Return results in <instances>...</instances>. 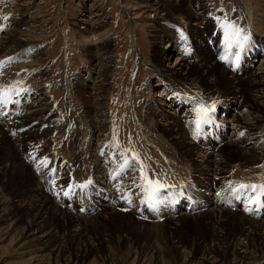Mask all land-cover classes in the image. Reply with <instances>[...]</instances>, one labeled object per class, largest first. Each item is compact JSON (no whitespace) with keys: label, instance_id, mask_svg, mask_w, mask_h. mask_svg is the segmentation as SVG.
Segmentation results:
<instances>
[{"label":"rangeland","instance_id":"obj_1","mask_svg":"<svg viewBox=\"0 0 264 264\" xmlns=\"http://www.w3.org/2000/svg\"><path fill=\"white\" fill-rule=\"evenodd\" d=\"M156 1L158 4L162 2L161 0H150L151 4ZM186 1L172 4L171 0L168 6H163L157 17L152 12H146L144 15L140 12L137 15L138 19H133L134 15L129 17L130 15L124 14V9L134 8L144 0H0V122L9 123L11 129L25 128L27 130L23 140L25 143L21 146L24 164H27V151L40 150L38 144H31L30 133H28L31 132L28 125L34 119L32 117L35 113L32 112L35 108L26 107L17 112L12 111V106L19 104L13 95L15 93L16 95L24 94V91L27 92L26 104L30 101L43 100H40L42 105L39 107L44 109L40 116L55 121L56 126L61 125L67 132L64 137L67 134L76 135L78 144L80 141L87 140L89 142V147L84 150L86 152L84 154L83 150H75V154L73 152L67 154L68 151L64 152L60 146H49V152L53 151L49 156L55 160L54 165L58 161L60 162L59 171L65 172V166L72 163L73 160L76 162L81 160L79 158L85 160L88 156L91 157L90 167H88L91 174L86 176L87 178L78 177L77 185L72 184L71 181L55 185V181L59 179L60 175L57 173L58 171L50 178L51 170L44 173L41 166L32 164L30 167L27 166L31 171L30 180L32 181V176L36 180V189L41 190L40 193L44 192L43 194H47L50 198V202H46L45 207L49 209L52 206L53 210L51 211H54L55 215L57 214L53 216L56 218L51 220L53 231L48 229L46 220H41L42 229L34 231L36 235L43 236L44 232L49 231L57 234L61 229L70 230L73 227L75 229L87 222L85 230L79 227L84 232L85 241L79 243L76 240H70V238L66 239L67 231L65 230L64 238L59 239L61 243L63 242L61 245L62 254L59 253L61 247L51 246L50 241L45 250H41L40 246H36V243L29 246L25 244L14 246L19 239L17 236L22 232L26 222L35 219L32 215L27 218L24 210L18 208L15 203L13 210L8 206H4V208L9 213L13 211V218H17V220L13 223L11 220L0 221V225L2 223L0 226V264H254L253 262L262 258L264 253H261L262 256L259 257V252L256 254L251 249L246 252L244 249L239 250L240 252L235 251V260L230 257L229 260L223 261L214 252L208 255V249L214 244L207 242V246H203L202 235L199 236L201 230L198 231L194 223L203 215H194V212H188L195 211L198 207L201 208H198L197 211L208 210L209 213H213L216 208H223L225 220L229 221L228 225L230 224L225 230H231L229 236H232L234 227L231 225L234 221L231 222L230 215L236 214L237 217L241 211L245 210V205L256 202L254 194L248 193L249 197H246L242 202L236 200L238 193H234L232 190L227 195L230 199L229 204L223 203L224 205L220 204L221 200L217 196L225 194L234 184H238L239 179L236 171L247 172L244 175L247 176L244 179L246 180L245 194L250 191L246 190L247 188L253 189L252 186H255L257 191L264 193V188L261 187L264 186V156L263 158L257 157L259 160L256 159L257 161L252 163L254 165L245 161L242 163L243 159L230 152L229 145L221 147L222 139L219 133L212 131L211 127L214 122L223 119L231 120L232 115H235V112H230V116H225L224 107L221 106L223 103L220 101L227 102L233 96L231 89H228L230 82L227 79L234 74L238 63L234 57L227 58L223 53L227 51V44L254 41L256 35L260 36V34L254 33L256 31L255 20L253 22V18L249 17V15H253L254 11L251 8L255 0ZM260 4L264 8V4ZM187 5L193 7L195 14L201 11V18L198 19L199 24L195 20L193 23L188 20L186 12L189 11V8L187 9ZM18 11L22 12L21 16L18 15ZM92 11L95 12V15H102L103 22L100 23L101 27L99 28L102 29L98 33L93 32L96 36H93L92 39L84 40L80 38V34L89 30L90 24L94 23L95 16ZM129 11L134 14L133 10ZM256 16L259 20H264V15L260 11L256 12ZM19 17H22V23L25 25L22 30H25L26 33L22 34L20 31L9 41L8 33L16 30L15 27L17 28L18 24L16 25L15 22L19 21ZM83 18L89 20L87 22L79 21ZM158 18H165L168 26H161L168 37L173 36L177 41L181 40L183 50L192 57L191 60H179L186 66V70H182L188 75L186 77L188 79H184L186 75H183L181 71L182 76L174 77L175 80L180 81L179 85L184 88L186 94L182 91L172 94L184 99L185 104L193 105L192 112L189 111L190 106V108L184 106L182 110L181 105L177 107L178 100L173 105L170 104L171 101L166 103L167 106H170L164 108L169 112L166 117L160 107V103L163 104L161 101L164 98V92L160 90L161 86L157 84L155 78L156 73L164 71L159 68L160 66L154 64L156 56L161 55L159 52L166 48L169 50V43H167L168 37L160 39V35L155 31L158 29ZM218 21L222 22L218 23L219 27L216 23ZM237 30H239V35H236ZM248 30L251 32V36L247 39L245 33ZM208 37L210 40L207 42L205 38ZM105 42L109 43L108 48L94 54L93 49L97 44H105ZM217 44L220 45V48H217ZM231 46L233 47V45ZM206 47L210 51L206 50ZM6 48L9 49L6 50ZM177 48L176 45L175 49L178 51ZM258 52L260 53L261 50ZM211 53L212 55L220 53L223 64L221 66L224 69L225 62L222 60H228V67L224 73L225 78H219L223 70L214 65L207 75H201L203 72H201L200 64L212 62L209 60ZM176 56H180V53L175 54L168 61L163 60L162 64L165 70H170L175 64ZM258 56L260 59V55ZM194 62L199 68L191 69ZM103 70L107 71V74L99 77L98 75ZM41 73H44V76ZM160 73L159 82L167 85L168 81H165ZM206 76H212V79L218 77L216 86L218 91L211 89L212 86L207 83ZM148 82L152 86L151 89L143 86ZM101 84L104 89L100 99L104 98V100L100 107H97L99 112L94 113L91 108V100L94 102L96 98L92 96L91 90L95 85ZM242 86L241 84V89ZM79 87H83L84 90H79ZM240 88L237 90H241ZM175 89L179 88L175 86ZM157 95L158 97H155ZM247 96L245 91L243 96L238 97V100L249 103L250 99ZM23 102L25 99L22 100ZM5 104H9L6 107L10 110L9 113H6V110L5 113L2 112ZM199 105L208 108L210 122L204 123L200 134L194 137L195 125L191 121L195 119L194 109ZM20 106L23 107L21 104ZM9 116L11 119L8 121ZM262 119L261 122L264 123V112ZM0 125L2 124L0 123ZM104 125L105 127H103ZM257 127L256 132L263 139V141L258 140L257 142L264 144V133L261 131L262 123H259ZM16 130L11 134L19 136L25 133L24 130H20L22 133H16ZM101 130H106L104 139L101 136L103 134ZM251 130L250 132L253 133ZM229 134V132L225 134V137ZM29 142L31 145L28 144ZM25 148L27 149L24 151ZM218 149L220 151L216 152ZM256 149L262 155L264 154L261 146H257ZM251 152L253 153V151ZM2 153L3 149L0 152V157H2ZM38 160L36 157L35 162L38 163ZM214 160L225 162L226 168L220 171L219 166L212 165ZM105 171L107 175L111 176L104 177ZM73 173H76L75 170L71 174L73 175ZM124 180L131 188L128 198L121 188ZM148 180L159 181L164 185L159 191L155 209L149 208L146 202L147 195L144 189L149 187ZM196 185L200 188H196ZM221 186L224 187L222 192H220ZM201 188L207 190L210 188V190L206 191ZM16 189H18L16 190L17 200L20 201L18 192L24 193V190L21 186ZM82 189L83 194L80 196L79 193ZM76 196L78 199L84 200H78ZM0 198L5 200L6 197L0 195ZM116 198L124 201V206L118 210L115 208L119 205ZM63 200H67V203L63 202V206L75 201L76 207L70 211L62 210L64 208L61 206ZM231 200L232 202H230ZM85 204L94 207L89 210L91 214L86 215V218L95 214V207L105 206L104 209H100L102 217L99 219L98 217L90 218L94 221L90 219L82 221V216L86 214L82 211L87 206ZM68 206L70 207V205ZM255 208L264 212V195L257 200ZM70 209L72 208L70 207ZM127 211H135L136 213L133 215L136 217L128 216ZM258 213H249L250 215L247 216L251 219H264ZM172 214L179 215L180 219L172 218ZM172 220L177 222H175L176 225ZM202 229L204 228L202 227ZM225 230L222 229L218 232L223 233ZM243 231L245 229H242L241 233ZM226 233L228 234V232ZM246 233L248 234V232ZM246 233L243 236H246ZM105 235H107V241H102L105 239ZM236 235L234 234V236ZM232 240L234 243L236 242L235 239ZM238 240L240 244L246 245L247 241L244 238ZM193 241L199 245V247L194 245L197 254H199L196 260L192 259L190 254L193 250ZM80 244L83 246L87 244L90 248L95 246L96 251L87 254L81 261L82 263L71 261L72 253ZM170 248L176 250V256L168 250ZM201 255H205V257H201ZM230 255L232 256V253ZM67 259L70 260L67 261Z\"/></svg>","mask_w":264,"mask_h":264},{"label":"bare ground","instance_id":"obj_2","mask_svg":"<svg viewBox=\"0 0 264 264\" xmlns=\"http://www.w3.org/2000/svg\"><path fill=\"white\" fill-rule=\"evenodd\" d=\"M161 1H162L161 4H158L157 1L154 4H151L150 0H144V2H142L141 4H138L134 8L133 7L129 8V9H124L123 8L124 9V14L126 13L127 15H130L129 17H132L131 15H134L135 18H133V19H138L137 15L140 12H142L143 15L146 12H152L157 17V16H159L161 10L163 9V6H168L169 2H171V0H161ZM182 1L183 0H174V1L172 0L171 3L172 4H180ZM193 3H194V1H193ZM197 3H199V2H197ZM260 3L264 4V0H255V2L253 4V7L251 6L252 7L251 8L252 11H254L253 15L252 16L249 15V17L251 19L253 18V22L255 20L254 26H255V30L256 31L254 32V30H253V32L257 33V34H260V36L256 35L254 41H249V42H245V43L237 42L235 44H233V43L227 44L225 42V44H227V49H226L227 51L225 52V50H224L225 53H223V55L225 57H227V58L228 57H230V58L234 57V59H236V62L238 63V66L235 68L234 74H232V76L227 79L230 82V84L228 86V89H231V93L233 95L232 98H231L232 100L230 99L227 102L225 100L224 101H220V102L223 103L221 106L224 107V113L226 114L225 116H230V112H235V115H232L231 120H227V119L219 120V121L214 122L212 124V126H211L212 127V131L214 133H219V136L222 139L223 145L221 147H225L226 145H229L231 147V151L230 152H232L233 155H236L238 158L243 159L242 163H243V161H245V162H248V163H251V164L254 163L255 161L259 160V159H257V157L261 156L263 158V156H264V154L262 155V153H260L256 149L257 146H261V149L264 150V144L257 142L258 140L263 141V139H261L259 137V134L256 132V130H258L257 125L259 123H262L261 131L264 133V123L261 122V121H263L262 113L264 112V36H261V35H264V20L263 21L259 20L258 17L256 16V12L257 11H260L261 14L264 15V8L261 7ZM188 8H189V11L186 12V15H187L188 20L190 21V23H193L194 20L196 22H198V19L201 18L200 17L201 11L199 13L195 14L194 13L195 10H193L192 6H190V5L188 6L187 5V9ZM130 9L134 11V14H132L129 11ZM18 12H19L18 15L21 16L22 12H20V11H18ZM94 13L92 11V14L95 16L94 23L92 25L90 24V27H89L90 29L89 30L84 31L83 34H80V38H83L84 40L92 39L93 36H96L95 34H93V32H97L98 33V31H100L102 29V28L99 29L101 27L100 23L103 22L102 15H95ZM87 17L91 18L90 16H87ZM146 18H148V17H146ZM85 19L83 18V20H79V21L87 22L89 20V19H86V20ZM164 19L165 18H158L157 19L158 20V24H157L158 29L155 30V31H157V33L160 35L159 36L160 39L168 37V34L165 32V30L161 26V25H167L168 26L166 20H164ZM219 22H220V24L222 23L221 21L216 22L218 27H219V24H218ZM15 24L16 25L18 24L17 28L15 27L16 30L14 29L15 30L14 32L8 33L9 41L14 37V35L16 33L18 34V32H20V31H21L22 34L26 33L25 30H22V28L24 29V26H25L22 23V17H19V21L17 23L15 22ZM198 24H199V22H198ZM249 24L251 25V23H249ZM249 24H247V25H249ZM12 25H14V24H12ZM200 26H201V24H200ZM165 28H167V27H165ZM247 28H249V27H247ZM82 29H85V28H82ZM241 33H243V32H241ZM245 36L248 39L251 36V32L248 30L245 33ZM209 38L210 37L205 38L207 40V42L210 40ZM205 39H204V41H205ZM167 41H168L167 43H169V45L167 44L169 50L166 48V49L162 50V52H159L161 55L160 56H156V61H155V64H154L155 66H160L159 68H162V70L164 72L163 73L159 72L160 76L165 81H168L167 85H164V84L160 83L159 80H158L159 73H156V78L155 79H157V84L159 86H161L160 90L162 92H164V98L161 101V102H163V104L160 103V105H161L160 107L162 108V110H163L162 112L165 114L164 115L165 117H166V114L169 113V112L165 111V109L167 107L168 108L170 107V106H167L166 103H169L170 101H171L170 104L173 105L178 100V102H176V104H177V107H179L181 105V110H182V108L184 106H187V107L190 106L191 108L189 107L190 108L189 111L192 112V107H193V105H188V103L185 104L186 101L184 99L180 98L179 96H176L175 94L172 95L173 93H177L176 91H182L183 93L186 94L184 88H182V86L179 85L180 81L175 80L174 77L178 76V75L182 76L181 72L182 73L184 72L182 69L186 70V68H185L186 66L184 64H182V62H180L179 60H191L192 57H191V55H188L183 50V46L181 44L183 42H181V40L177 41L172 36L170 38L168 37ZM176 45L178 46V48H177L178 51L175 49ZM231 45H233V47ZM108 46H109L108 42L107 43L105 42V44L103 43V44H100V45L97 44V46L93 49V52L95 51L94 54H96V53L98 54L103 49H106V47L108 48ZM173 46H174V49H173ZM218 47L220 48L219 44H217V48ZM241 47H242L244 52L246 51V53H244L242 51ZM7 49H9V48H6V50ZM206 50L210 51V49H208V48ZM259 50H261L260 53L258 52ZM179 53H180V56H176L175 64L171 67V69L170 70H168V69L165 70L163 68V64H162L163 60H167L168 61L169 58L173 57L175 54L178 55ZM218 54L219 55H212V53H211L210 54L211 56H210L209 60H211L212 62L200 64V66H201L200 69L202 70L201 72H203V74L201 73L202 76L207 75L209 73V71L212 69V66L214 65V66H216V67H218V68L223 70L222 73L220 74L219 78H221V79L225 78L224 77V73H226L225 69L228 67V62H227L228 60L227 59L224 60V61L222 60V62H225V69H224L222 67L223 64L221 63L220 53H218ZM258 55H260V59H258V57H259ZM35 57H37V56H35ZM109 57H108V59H109ZM39 61H41V60H39ZM38 64L40 66V62ZM195 64L196 63L194 62V65H192L191 69L194 68V67L195 68H199V66L197 64L196 65ZM221 64H222V66H221ZM106 74H107V71L103 70L102 72H100V75H98V76L101 77V76H105ZM183 75H186L184 79H188V78H186V77H188L187 74L183 73ZM211 77L212 76L207 77L206 81H207L208 84H210L212 86L211 89H213L215 91H218V90H216V88H217L216 86L218 84V77H214L213 79ZM4 78H6V77H4ZM176 79H178V78H176ZM235 83H238V84H235ZM241 84L243 85L242 89L240 88ZM226 85H228V84H226ZM95 86L91 90V93L94 94V95L92 94V96L94 98H96V99H94V102H93V100H91V102H92L91 108L94 111V113L95 112H99L97 107H100V104H102V100H104V98L100 99L103 96L102 94H103V89H104L102 84L98 85L96 87ZM143 86L144 87H149L150 89L152 88V86L150 85L149 82L145 83ZM175 86L178 87L179 89H175ZM84 88L86 89L87 86L85 85ZM84 88L83 87H79L78 89L83 91ZM238 88H240L241 90H237ZM28 89H29V87H28ZM147 90H149V89H147ZM245 91L248 94L247 98L250 99L249 103H247V102L243 103V102H240L238 100V97L243 96ZM23 93L24 94H17V95L15 93L13 95L14 98L16 97L15 100L19 101V104L18 105H13L12 106V111L13 112H17L18 110L19 111L23 110L26 107L27 108L28 107L35 108V110L32 109L33 110L32 113L33 114L35 113V115H33V117H32L34 119L31 120L30 121V125H28V128L31 130V132H28V133H30L29 135H30V139H31V144L32 145L33 144H36V145L38 144V146H40V150L39 151H34V150L27 151V155H26L27 164L25 165L24 164V155L21 152V149H23V148L21 146H22V144L25 143L23 140L26 137L25 135L27 133L26 132L27 130L25 128L18 129V130L11 129V125H9V123L0 122L2 124V125H0V152L3 149L2 157H0V195H3L4 197H6L5 200H2L0 198V221L6 222V221H10L11 220L12 223H13L15 220H17V218H13V214H14L13 211L11 213H9L7 211V209L4 208V206H8V207H10L13 210V206L16 203V206L18 208L24 210L25 215L27 216V218L32 215V216L35 217V219H33V221H30V222L27 221L26 222V225L22 229V232L20 234H18L17 238H19V239H17L18 241H16L14 246L18 245V244L20 246L22 244H25V245L29 246V245H33V243H36V246H40L41 250H45V248L47 247L46 246L47 243L50 241V243H52L51 246L60 248L63 242L61 243L59 239L64 238L63 234L64 235L66 234V233H64V231L66 229L65 230L61 229V231L59 229L60 233H57V234H54V233L51 232V231H53L52 229L54 228V227H52L53 224L51 225V220L56 218V217H53V216H56L57 214L55 215V212L51 211V210H53L52 206H50L49 209L45 207V203L46 202H50L49 201L50 198H49V196L47 194H43L44 192L40 193L41 190H37L36 189L37 188L35 186L36 180L34 179L33 176H32V181L30 180L31 171H30V169L28 167H30L31 164L32 165H36V166H41L42 171L44 173H45V171L51 170V174L49 176L50 178H52L51 176H53V174L56 171H58L57 173H59L60 175L58 174L59 175V179L58 180L55 179L56 180L55 181V185L58 184V183L64 184V182H66V181H71L72 184L74 183V185H77V178L78 177H82V176L86 177V176H89L91 174V171L88 169V167H90L89 161L91 160V157L88 156L85 160H83L84 158H79L81 160H77L76 162L73 160L72 163H69V164H67L65 166V168H64L65 172H61V171H59L60 170V168H59V163L60 162L58 161L57 164L54 165V161L55 160L51 159L50 156H49V154L53 153V151L51 150V152H49L48 147L51 146V145H56V147L60 146L63 149L64 152L68 151L67 154H70V152H73V154H75V150H77V151L83 150L82 152L84 154V152H85L84 150H87V148L89 147V142L87 140L86 141H80V143L78 144L76 135H68L67 134V136L64 137V134L67 133V132H65L63 130V127L61 125L56 126L55 125L56 124L55 121L50 120V118H48V117H46V118L44 117L43 118V117L40 116L41 111L44 110V109H40V107H39L40 105H42L40 103V100H42V99H40L39 101H34V102L30 101V103L26 104L27 92L24 91ZM155 97H158V95L155 96ZM23 99H25V102L22 103ZM20 104L23 105V107L20 106ZM8 105L9 104H5V108L2 111L3 113H5V112L9 113L10 110L6 108V107H8ZM51 106H52V103H51ZM246 106L249 107V108H245ZM159 111H161V110H159ZM100 115H101V112H100ZM8 118H9L8 119V121H9L11 119V117L9 116ZM90 119H91V117H90ZM90 121H92V120H90ZM102 124H103V122H102ZM103 127H105V125ZM240 129H242V131H240ZM15 130H16V133H22V132H20V130H24L25 133L22 134V135H19V136H14L11 133L13 131H15ZM250 130L253 131V133H251ZM97 131H99V130H97ZM101 131L103 133L101 136L104 139L105 136H106V134H105L106 130H101ZM228 132L230 134L225 137V134H228ZM28 144H30V142ZM140 145H141V143H140ZM182 146H185V145H182ZM186 147H187V145H186ZM26 149L27 148H25L24 151ZM250 150L253 151V153ZM99 151L101 152V149ZM219 151L220 150L218 149V151H216V152H219ZM82 152H80V153H82ZM36 157L39 159L38 160L39 164L37 162H35ZM76 158H77V156H76ZM220 163H223V164H220ZM212 165L219 166L218 169L220 171L224 170L226 168V166H227V164L225 162H216L215 160L212 162ZM244 165H245V163H244ZM252 165H254V164H252ZM73 170H75L76 173H73V175H72L71 173L73 172ZM236 172H237V176H238V179H239L238 184H234L231 189L226 191L225 194L222 193L221 196H217L216 195L217 198L219 200H221L220 203H229L230 199L227 197V195H229L232 192V190L234 191V193H238V197L236 198V200L240 201L239 199H241L242 202H244L246 197H249L248 193L252 192L254 194V198H255L256 202H252L249 205H245V207H244L245 210L241 211V214H238L239 215V216H237L238 219H236L237 218L236 214L230 215L231 222L234 221L232 223L233 225H231L232 227H234L232 236H229L230 235L229 233H231V230H229V229H228V231L225 230L226 227L228 228L230 224L228 225L229 221L225 220L226 216L224 215L225 212L223 211V208L222 209L220 207H219V209L216 208V209H214L213 213L212 212L209 213L208 210L205 211V210H202V209H201L202 211H197V209L199 207L195 211L190 210L188 212H194V215H198V214H202L203 215L201 218L196 219L194 221V223L197 226V230L198 231L201 230L200 233H199V236L202 235L201 236V240L203 241V246L206 247L207 246V242H211V244L212 243L214 244L213 246H210V249H208V251H207L208 255H210L212 252H214L215 255L221 257V259L223 261H225L227 259L229 260L230 257L234 258V255H236L235 251H237V250L238 251L239 250L242 251L241 249H244V252H246L247 250L251 249V251L256 253V254H258L257 252H259V257L263 255L260 260H257L256 262H253V263L254 264H264V254L261 255V253H264V219L257 220V219H254V218L251 219V217H249L250 218L249 219L248 216H247V215H250L249 213H253L254 214L256 212H259L258 215L264 217V212H262L261 210H258L257 209L258 207L255 208V205H257V200L262 198L264 193L260 192V191H257L256 189L247 188L246 190H250V191L245 194L244 187H241V185L246 186V184H245L246 180H244V179H246L247 176H244V175L247 172L246 171H241V172L236 171ZM223 174H224V172H223ZM54 176H56V175H54ZM105 176H111V175L110 174L107 175L106 171H105L104 177ZM140 176L142 177V175H140ZM215 182H216V180H215ZM19 186H21V188L24 190V193L18 192L19 193V197H20V201L17 200L18 196H17V191H16V190H18L16 188H19ZM40 187H42V186H40ZM121 188L123 189V192L125 193L126 198H128L130 196V194H131V192H130L131 188L127 184L126 180H124L123 184H121ZM196 188H200V187L196 185ZM201 189H204L206 191L210 190V188H208L209 190H207L205 188H201ZM221 190H224V187L221 186L220 187V192H222ZM103 191H105V190H103ZM82 192H83V189L79 193L80 196L83 194ZM217 198H216V200H217ZM76 199H78L77 196H76ZM118 199L119 198H116V200H118ZM78 200H84V199H78ZM122 200H118V204L119 205H117L115 207L117 210L124 206V201H122ZM202 200H203V197H202ZM63 202L67 203V200H63L61 202V206H63ZM76 202H77V200H76ZM68 205H70V207L72 209H70V207ZM68 205L63 206L64 208L62 210H66L67 209L68 211H70V210H73V208L76 207L75 201H73V203L69 202ZM85 205H87V204H85ZM203 205H204V202H203ZM93 208H94L93 206L87 205L82 210L84 213H86V214H84V216H82V221H83V219H90V218L92 219V218H97V217L99 219V218L102 217V211L100 209L101 208L104 209L105 206L102 207V205H101V206L95 207V214L93 213L94 211H92V213L94 215H90V217L88 216L89 218H86L85 217L86 215L91 214L90 213L91 211L89 212V210L93 209ZM215 211H223V212H221V213L217 212L216 213ZM135 213H136L135 211L134 212L127 211V215L131 216V217L135 216V215H133ZM59 214H62V212H59ZM172 215H173L172 218H175L176 220L180 219L179 215H175V214H172ZM41 220H46L47 221L48 229H50L51 231L44 232L43 236H41V235L37 236L34 231H39L40 228L42 229ZM46 221L44 222L45 224H46ZM91 221H94V220H91ZM172 222H174V221L172 220ZM175 222H174V224L176 225L177 222L176 223ZM87 224L88 223L85 222L83 225L81 224L80 226L75 227V229H74V227L73 228L70 227L71 228V229L69 228L70 230H66L67 231V235L65 236V238L66 239L68 238V240L70 238V240H73V241L76 240L79 243H83V241H85V239L83 238L84 232H83V230H80L79 227H82L85 230L87 228ZM0 226H2V223H1ZM202 227L204 229H202ZM177 228H179V227H177ZM222 229L225 230V232H223V233L222 232H218L219 230L221 231ZM242 229H245V231H243L241 233ZM226 232H228V234ZM246 232H248V234ZM245 233H246V236H243ZM234 234H237V235L234 236ZM81 237H82V240H80ZM237 238L238 239L244 238V240L247 241L246 245L240 244V242H239V240ZM232 239H235L236 242L234 243ZM62 241H64V240H62ZM102 241H107V235H105V239H103ZM106 243H108V242H106ZM192 245H193L192 246L193 250H191V248H190V250H191V252H190L191 258L192 259L195 258V260H196V257L199 254H197V250H196L194 245H196L198 247H199V245H197V243L195 244L194 241L192 242ZM83 248H86V249L84 250ZM168 250L172 251L174 253V255L176 256L177 253H176L175 249L173 250V249L170 248ZM95 251H96V247L95 246H92L90 248V247L87 246V244L84 245V246L82 244H80V246H78V248H76V250H74V252L72 253L73 258H72L71 261L81 262L85 258V256L87 254L93 253ZM61 252H63L62 247L59 250V253H61ZM230 253H232V256L230 255ZM248 255H250V254H248ZM201 257H205V255H201ZM235 258H234V260H235ZM69 260L70 259H67V261H69ZM70 262H68V263H70Z\"/></svg>","mask_w":264,"mask_h":264},{"label":"snow or ice","instance_id":"obj_3","mask_svg":"<svg viewBox=\"0 0 264 264\" xmlns=\"http://www.w3.org/2000/svg\"><path fill=\"white\" fill-rule=\"evenodd\" d=\"M236 35H239V30H237ZM214 107V106H213ZM195 111V119L191 121L195 125L194 129V137L200 134L201 127L204 123L210 122V117L208 116V108L204 105H199L194 109ZM147 184L149 187L145 188L144 191L147 195V204L149 208L155 209L156 203H157V197L159 194V191L164 185L160 184L159 181H152L148 180ZM241 187H244L241 185ZM253 189H255V186H252ZM264 188V186H261Z\"/></svg>","mask_w":264,"mask_h":264}]
</instances>
